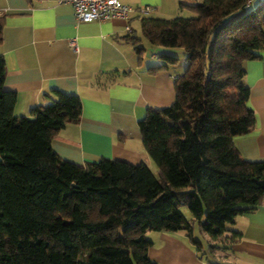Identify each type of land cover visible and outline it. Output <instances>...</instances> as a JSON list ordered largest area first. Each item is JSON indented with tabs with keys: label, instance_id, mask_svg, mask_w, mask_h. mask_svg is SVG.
<instances>
[{
	"label": "trees",
	"instance_id": "trees-1",
	"mask_svg": "<svg viewBox=\"0 0 264 264\" xmlns=\"http://www.w3.org/2000/svg\"><path fill=\"white\" fill-rule=\"evenodd\" d=\"M247 1L179 4L192 17H144L141 38H127L137 55L144 40L184 56L173 103L138 121L157 177L144 164L61 160L51 141L79 122L80 99L53 92L30 118L16 117L0 56V264H157L147 256L148 231L183 233L203 255L182 207L210 238V254L233 240L226 226L264 198V161L243 160L234 145L255 127L243 63L264 52V2L249 9ZM158 57L164 65L154 70L178 62Z\"/></svg>",
	"mask_w": 264,
	"mask_h": 264
},
{
	"label": "crops",
	"instance_id": "crops-1",
	"mask_svg": "<svg viewBox=\"0 0 264 264\" xmlns=\"http://www.w3.org/2000/svg\"><path fill=\"white\" fill-rule=\"evenodd\" d=\"M55 1L0 0L3 90L16 96L13 114L30 118L33 108L51 102L53 92L75 95L81 102L80 120L58 131L51 141L52 151L76 165L118 160L144 164L153 173V162L142 147L138 121L148 109L173 103V81L185 68L154 70L164 65L158 55L166 53L182 60L183 53L157 49L156 54L149 45L141 47L140 40L143 51L137 55L127 38H139L136 33L141 17L79 23L68 5L55 6ZM119 1L133 9L150 7L153 10L146 18L159 19L178 13L190 16V10L178 5L200 2ZM70 42L75 43V50ZM243 67V85L248 89L247 105L254 112L255 127L236 138L234 145L243 160L264 161V52L258 59L245 61ZM227 229L236 233L233 240L218 243L212 254L200 243L203 255L183 233L151 231L146 236L151 243L147 256L157 264H264V198L237 216Z\"/></svg>",
	"mask_w": 264,
	"mask_h": 264
},
{
	"label": "built area",
	"instance_id": "built-area-1",
	"mask_svg": "<svg viewBox=\"0 0 264 264\" xmlns=\"http://www.w3.org/2000/svg\"><path fill=\"white\" fill-rule=\"evenodd\" d=\"M262 2L264 0H248L246 5L250 7L252 3H255V6H258ZM59 5H68L79 23L128 21L132 15L144 18L153 10L150 7L133 9L119 0H56L55 6ZM125 30L130 33L129 26H126ZM70 47L75 50V43L70 42Z\"/></svg>",
	"mask_w": 264,
	"mask_h": 264
},
{
	"label": "rangeland",
	"instance_id": "rangeland-1",
	"mask_svg": "<svg viewBox=\"0 0 264 264\" xmlns=\"http://www.w3.org/2000/svg\"><path fill=\"white\" fill-rule=\"evenodd\" d=\"M199 1L201 2L202 0H199ZM178 6H179V5H178ZM253 8H255V3H252V5L249 7V9H253ZM175 17H192V15L188 16V14H186V13H184V14H182V13H178L177 16H171L170 18H166V19H173V18H175ZM136 34H137V37L141 38L140 31H137ZM147 45H148V44L145 43L144 40H141V42H140V46H141V47L144 48V47H146ZM150 49H151L154 53L157 54L156 49L151 48V47H150ZM152 51H151V52H152ZM154 53H153V54H154ZM183 62H184V58H183L182 60H178V62L176 63V65H175L174 67H172V68L178 70V69L181 68L182 65L185 67V63H183ZM151 169H152V171H153L155 177H157V170H156V167H155V165H154L153 163H151ZM180 212H181V214L183 215V217H184L187 221H189V223L192 225V229H193V231H192V238H193L195 241L200 242L203 246L210 244V243H211L210 238H209L206 234H204V233L199 229V227H198V225H197V221L191 219L190 212H189L186 208H184V207L180 208ZM226 227L228 228L229 225H227ZM149 232H150V231H148V232L146 233L145 236H147V234H148ZM207 243H208V244H207Z\"/></svg>",
	"mask_w": 264,
	"mask_h": 264
}]
</instances>
